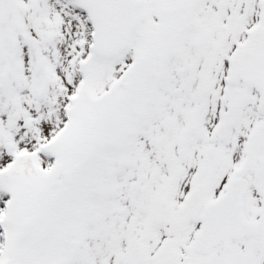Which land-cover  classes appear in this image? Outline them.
<instances>
[{
    "label": "snow or ice",
    "instance_id": "1",
    "mask_svg": "<svg viewBox=\"0 0 264 264\" xmlns=\"http://www.w3.org/2000/svg\"><path fill=\"white\" fill-rule=\"evenodd\" d=\"M0 264H264V0H0Z\"/></svg>",
    "mask_w": 264,
    "mask_h": 264
}]
</instances>
